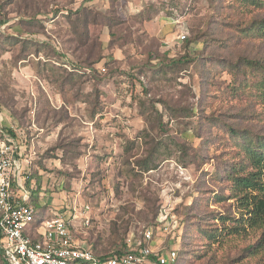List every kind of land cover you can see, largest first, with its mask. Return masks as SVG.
Wrapping results in <instances>:
<instances>
[{
    "label": "rangeland",
    "instance_id": "rangeland-1",
    "mask_svg": "<svg viewBox=\"0 0 264 264\" xmlns=\"http://www.w3.org/2000/svg\"><path fill=\"white\" fill-rule=\"evenodd\" d=\"M89 1L0 0V116L27 135L34 200H56L43 219L77 207L72 234L99 255L150 229L146 264L172 251L166 264H264L261 232L207 235L239 217L227 171L240 142L264 139V4L142 0L123 20Z\"/></svg>",
    "mask_w": 264,
    "mask_h": 264
},
{
    "label": "built area",
    "instance_id": "built-area-1",
    "mask_svg": "<svg viewBox=\"0 0 264 264\" xmlns=\"http://www.w3.org/2000/svg\"><path fill=\"white\" fill-rule=\"evenodd\" d=\"M180 39H185L182 34ZM0 116V249L7 264H146L152 253L153 232L123 254L99 255L76 239L70 229L71 214L53 213L43 219V209L33 203V152L27 135L13 124L6 129ZM77 207H73L76 210ZM89 209V206H85ZM43 224L38 236L28 231ZM176 258L174 251L158 256L160 264Z\"/></svg>",
    "mask_w": 264,
    "mask_h": 264
},
{
    "label": "trees",
    "instance_id": "trees-1",
    "mask_svg": "<svg viewBox=\"0 0 264 264\" xmlns=\"http://www.w3.org/2000/svg\"><path fill=\"white\" fill-rule=\"evenodd\" d=\"M250 1L258 5L264 4V0ZM86 10V8H83L78 12H85ZM106 25L109 26V23ZM252 32L264 37V21L256 23ZM101 60L102 58L99 57L95 62ZM232 132L235 136H238V130ZM239 153L240 160L234 162L233 167L227 171V180L231 181L227 198L235 203L236 213L239 217L221 216L218 218L221 228L216 227L207 234L210 239L218 237L215 241H218L221 246L236 245L243 237L253 233L261 232L264 237V139L251 138L247 143L241 141ZM217 197L220 199L226 198L224 196ZM35 204L40 207L37 201H35ZM228 220L234 222L233 226H226ZM1 238L2 234L0 233ZM251 247L249 246V248ZM123 253L124 251L116 252L117 255ZM156 259L160 264L158 257Z\"/></svg>",
    "mask_w": 264,
    "mask_h": 264
},
{
    "label": "crops",
    "instance_id": "crops-1",
    "mask_svg": "<svg viewBox=\"0 0 264 264\" xmlns=\"http://www.w3.org/2000/svg\"><path fill=\"white\" fill-rule=\"evenodd\" d=\"M112 1V2H110ZM113 3V6H115L117 8L116 13L119 17H121L123 20H127L129 17H133L134 15H139L142 14V12L144 11V5H143V1L142 0H90L88 2L89 8H109ZM100 4H102V6H100ZM88 5L86 4L85 7H88ZM129 16V17H128ZM148 19H146L144 21V26L148 23ZM106 28V27H104ZM100 39L103 41V48H108L109 45V41H110V36L109 33L107 31H104L101 34ZM41 190H45V187H40ZM40 195L43 196V192H40ZM55 194H52V197ZM51 196V195H50ZM47 202L44 200L42 202H38L39 206L42 207V204H44V207L47 206V203H54L56 200L53 197L52 199H46ZM33 203L35 204L34 201V197H33ZM39 207V208H40ZM44 207H42L43 212H44ZM73 207H71V209H69L68 211H63V214H71V217H78L80 214V211L76 208L77 211L72 212ZM56 213V212H53ZM71 220V219H70Z\"/></svg>",
    "mask_w": 264,
    "mask_h": 264
}]
</instances>
